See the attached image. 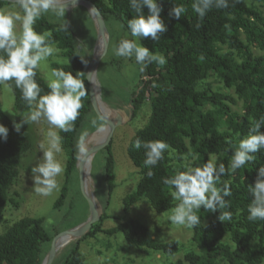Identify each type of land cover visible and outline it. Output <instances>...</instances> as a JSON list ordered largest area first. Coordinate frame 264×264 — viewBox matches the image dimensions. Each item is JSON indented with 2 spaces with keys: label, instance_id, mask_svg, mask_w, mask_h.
<instances>
[{
  "label": "trees",
  "instance_id": "16d2710c",
  "mask_svg": "<svg viewBox=\"0 0 264 264\" xmlns=\"http://www.w3.org/2000/svg\"><path fill=\"white\" fill-rule=\"evenodd\" d=\"M90 1L99 9L105 25L112 18L129 32L127 21L136 15L130 6V0ZM9 3L0 0V7ZM158 3L163 9L161 18L167 31L158 40L141 38L138 43L149 48L153 54L162 55L166 63L158 65L153 62L141 71V65L136 62L135 57L128 58L139 69L136 89L129 96L130 118L138 113L144 102H148L150 109L146 121L134 132L126 145V154L137 169L139 177L135 190L123 199L124 213L142 199L156 213L176 207L178 201L172 198L171 190L164 184V179L177 171L186 170L187 167L172 163L170 153L175 154L178 160L183 155L193 154L194 167L202 166L211 156H215L217 164L223 163L227 169L232 150L248 135L253 123L264 117V53L254 54L247 44H254L264 51V19L260 12L245 0H228L227 8L213 7L201 19L192 8L194 0H158ZM174 5H182L186 9L178 20L169 16ZM144 12L146 15L147 8H144ZM61 26L42 15L33 28L38 33H50V41L68 59L64 64L53 63L52 69H63L72 72L74 76L80 72V78L84 80L86 87L85 71L89 61L84 63L85 60H81L70 29L67 27V30H63ZM66 34L69 36L65 37ZM219 45H227L228 49L223 51ZM234 51L240 58L234 56ZM36 73L35 79L42 89L41 95H44L49 91L47 83L38 69ZM209 73H214L225 88H233L235 97L210 87H197L196 84ZM6 84L13 94L15 112L27 113L29 108L15 82L9 81ZM237 99L241 101V112L230 106ZM82 104L73 131L59 132L66 161L64 183L53 204L55 209H59L65 202L69 185L73 181L77 184L74 187L75 193L81 198L85 209L87 207L78 187L75 167L78 154L76 141L79 129L89 119L96 122L94 126L103 122L94 113L88 94L82 98ZM205 104L210 106L208 111L203 109ZM0 124L9 129L7 140L0 139L1 222L6 206L15 208L20 203L19 192L12 188L18 177L20 159L32 147V143L25 125L19 133L14 130L13 121L3 112L1 103ZM261 132H264V127ZM137 138L142 141L162 140L169 145L164 158L151 169L144 165V149L137 150L132 147ZM100 151H104V161L99 174L94 176L98 181H105L109 195L114 186L113 155L109 145ZM254 156L255 161L238 169L233 175L226 174L222 177L223 181L230 182L231 196L225 198L229 206L220 211L231 212V221L221 222L218 219L219 211L210 212L201 208L197 213L201 223L190 228L191 240L200 251L186 252L182 258L171 264L264 263V221L253 222L247 219L248 205L253 199L248 187L249 184L254 185L258 170L264 165V150L254 153ZM149 170L153 173L151 176L148 175ZM106 217L102 212L99 221L92 224L86 233L69 242L64 249L65 255L58 264H85L79 251L80 241L98 232L106 235L119 232L129 244L150 249L154 253L171 255L177 251L176 240L158 241L152 237L146 225L134 219L125 220L123 215L117 217L120 222L116 226L103 228L101 222ZM85 219L83 216L79 222ZM224 235L231 243L222 240ZM52 236L44 230L40 217H22L15 220L0 233V264H40ZM56 257L52 264H56Z\"/></svg>",
  "mask_w": 264,
  "mask_h": 264
},
{
  "label": "rangeland",
  "instance_id": "374dc122",
  "mask_svg": "<svg viewBox=\"0 0 264 264\" xmlns=\"http://www.w3.org/2000/svg\"><path fill=\"white\" fill-rule=\"evenodd\" d=\"M245 1L248 5L258 10L264 19V0ZM0 11L21 12L19 7L12 1L0 7ZM43 15L52 22L61 25L66 24V27L71 31V38L74 42L75 49L85 61H90L95 52L96 31L93 21L84 6L76 5L74 8L72 6L68 7L64 18L58 17L52 12ZM106 29L108 32L107 51L97 64L95 77L100 91V100L108 114L110 116L118 114L121 116L122 121L114 128L108 144L114 160V186L109 195L106 192L105 181H98L94 176V174H99L101 170L104 161V151L99 150L95 154L94 159L92 158L93 162L91 161L92 165H90V173L92 171L91 176L89 173L91 192L94 194L100 216L102 212L107 215L102 220L101 226L103 228L116 226L120 222L117 217L123 215L125 220L134 219L146 225L149 233L156 240L161 242L176 240L178 245L177 251L174 254L154 253L150 249L129 244L119 232L113 235L98 232L94 236H88L82 239L80 241L79 251L85 264H171L176 259L182 258L186 252L200 251L197 245L191 240L190 228L172 224L168 219L172 209L162 213H156L145 199L131 205L126 213L123 212V199L135 190L139 177L137 169L132 165L126 154V145L134 132L146 121L150 108L148 102H144L138 113L133 118H130L129 96L136 89L139 69L135 62L128 61L126 57L117 56L114 52V49L121 39H135L137 43L139 39L133 38L130 32L125 30L117 20L112 18L106 22ZM68 36L67 34L65 35V37ZM241 38H243V35H241ZM91 41L92 44L90 45ZM52 44L57 51L47 58V60L42 61L37 68L46 83H48L53 63L64 64L68 62V59L62 56L61 50L54 43ZM247 44L248 49L254 54L264 53V51L259 50L254 44ZM219 46L223 51L228 49L227 45ZM234 56L237 59L240 58V55L235 51ZM196 86L200 88L210 87L213 90L222 91L235 97L233 88H225L214 73H209ZM0 103L3 112L16 123H19L22 117L29 112H15L13 109V94L7 84H0ZM230 106L234 110L242 111L241 101L238 99L235 104H230ZM209 108L210 106L205 104L203 109L208 111ZM25 126L30 134L32 147L20 159L18 164V177L12 188L19 192L20 203L15 208L9 205L5 207L3 218L0 222V233L19 218L40 217L42 218L44 230L49 235H54L55 232L72 227L83 216L87 217L88 208L86 207L85 209L81 198L75 193L74 187L77 184L74 181L69 185L68 196L63 205L59 209L53 208L54 201L59 196L64 183V172L62 176L57 178L60 183L59 191H54L47 197L37 194L34 191L31 168L41 161L43 153L41 152L40 144H46L48 125L45 121L41 120L38 123L25 124ZM104 129V123L99 126H94L93 119L91 118L79 129L76 142L78 143L80 137L84 136V144L85 148H87L95 143ZM170 157L172 163L177 166L194 167L192 162L195 156L191 153L181 156L179 160L173 153H170ZM58 159L64 165L65 171L66 155L63 149L58 154ZM222 240L230 242L226 235L222 237ZM66 245L58 251L55 261L56 264L64 257ZM44 248L45 246L43 245Z\"/></svg>",
  "mask_w": 264,
  "mask_h": 264
},
{
  "label": "clouds",
  "instance_id": "9594fccd",
  "mask_svg": "<svg viewBox=\"0 0 264 264\" xmlns=\"http://www.w3.org/2000/svg\"><path fill=\"white\" fill-rule=\"evenodd\" d=\"M21 12L0 11V84L14 81L20 89L22 99L26 102L29 112L19 123L13 121L14 130L19 133L23 125L38 123L41 120L48 125L46 144L41 143L43 153L41 161L31 168L34 191L42 196H50L59 191L58 177L64 172V165L58 159L62 152V137L59 132H71L74 123L83 107L82 98L88 94L80 72L75 76L63 69H52L48 78L49 91L41 95L42 89L37 83L36 70L42 61L52 56L57 49L50 41V33H38L33 25L43 14L52 12L64 18L69 4L76 7V0H14ZM130 6L136 15L127 21V29L133 38H151L153 41L167 31V26L161 18L162 7L158 0H130ZM228 0H194L192 8L202 19L213 7L227 8ZM144 8L148 12L145 15ZM98 15L99 10L93 7L90 11ZM186 12L184 6L174 5L169 16L179 19ZM62 29L67 30L66 24ZM115 55L120 57H135L140 70L144 71L148 64L158 65L166 63L160 54H153L149 48L141 46L135 39H121L114 49ZM202 58V57H201ZM83 61V57H81ZM87 63V61H83ZM93 73L89 74V82ZM96 122L93 121V124ZM264 117L253 123L248 135L242 138L232 150L229 166L217 164L212 156L200 167H187L177 171L174 175L164 179L174 200L178 201L172 209L169 221L174 225L194 228L201 223L197 215L203 208L206 211L217 212L221 222L231 221L232 213L220 211L227 208L226 197L231 196L229 181H223L224 175H233L238 169L255 161L254 153L264 150ZM9 129L0 124V139L7 140ZM85 137L81 136L77 148L81 154L86 153ZM132 147L145 151L144 165L151 169L164 158L169 145L162 140L142 141L137 138ZM153 173L149 170L148 175ZM222 184V187H217ZM249 193L253 199L248 205L249 221H264V165L258 170L254 185L249 184Z\"/></svg>",
  "mask_w": 264,
  "mask_h": 264
},
{
  "label": "water",
  "instance_id": "95a60500",
  "mask_svg": "<svg viewBox=\"0 0 264 264\" xmlns=\"http://www.w3.org/2000/svg\"><path fill=\"white\" fill-rule=\"evenodd\" d=\"M4 1L14 2V0H4ZM76 5L84 6L93 21L95 31H96V42H95L94 47L96 48L97 42H100V49H99L98 54L95 56V52H94L92 58L90 59L87 65V68L85 71V80L87 84L88 97H89L91 107L94 113L96 114V116L104 123L105 135H104V138L100 142L93 143L92 145L87 147L86 153L81 154L78 152L77 158H76L75 167H76V172H77L78 187H79L80 194L86 201L87 208H88V215L86 219L72 227L66 228L64 230H61L55 233L50 239L49 248L46 251L45 255L43 256L40 264H52L54 258L56 257L59 251L58 249L60 246H64L71 240H75L81 237L84 233H86L90 229L92 224L98 221L99 216H100L99 208L95 201L94 194L91 192L90 184H87L85 181L84 163H86V160L88 158H90L92 161V158L99 150H102L108 146L114 128L116 127L118 123L122 121L120 115L114 114L113 116H110L106 109H105L106 112H104L99 107L97 93L92 83L89 82V74L94 73V76H95L97 64L104 57L107 51L108 32L106 29L105 22L103 20V17L100 11L98 15H93L92 13L89 12L93 7L97 8V6L92 1L76 0ZM70 6L71 4H69L68 7ZM97 89H98V94H99L100 91H99L98 85H97ZM91 161L88 167L89 173H90ZM63 240H66V241H63Z\"/></svg>",
  "mask_w": 264,
  "mask_h": 264
},
{
  "label": "bare ground",
  "instance_id": "6f19581e",
  "mask_svg": "<svg viewBox=\"0 0 264 264\" xmlns=\"http://www.w3.org/2000/svg\"><path fill=\"white\" fill-rule=\"evenodd\" d=\"M99 49H100V42H97V45H96V48H95V56L98 54L99 52ZM91 79L93 81V87L95 88V91L97 93V96H98V102H99V107L104 111L106 112L105 110V107L103 105V103L101 102L100 98H99V94H98V89H97V82H96V79H95V76H94V73L92 74L91 76ZM104 135H105V129L103 130L102 134L96 139L95 143L96 142H100L103 138H104ZM91 159L88 158L86 160V163H84V171H85V181L87 184H90V179H89V163H90ZM63 241H66V240H63ZM64 243V242H63ZM66 245V244H65ZM64 245V246H65ZM64 246H60L58 250H60L61 248H63Z\"/></svg>",
  "mask_w": 264,
  "mask_h": 264
}]
</instances>
